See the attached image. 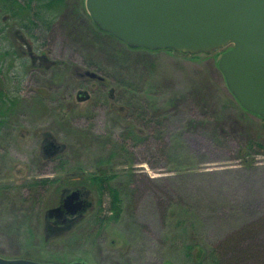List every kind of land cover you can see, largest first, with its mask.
I'll list each match as a JSON object with an SVG mask.
<instances>
[{"label": "rangeland", "instance_id": "1", "mask_svg": "<svg viewBox=\"0 0 264 264\" xmlns=\"http://www.w3.org/2000/svg\"><path fill=\"white\" fill-rule=\"evenodd\" d=\"M49 19L46 39L25 38L34 54L55 61L46 68L30 67L28 46L13 33L0 41L21 53L7 58L14 69L4 64L2 76L0 107H10L17 124L0 149V256L216 264L226 243L237 251L222 249V260L246 252L258 258L245 264H263L264 117L229 90L218 65L229 47L196 54L131 47L98 28L86 0H65ZM76 66L107 78L86 84L89 99L76 98L85 85ZM46 134L59 150L44 167ZM96 172L112 175L122 199L119 219L102 226L110 198L104 194L100 213L88 181ZM45 177L56 181L40 182ZM77 188L88 207L62 225L51 210Z\"/></svg>", "mask_w": 264, "mask_h": 264}, {"label": "water", "instance_id": "2", "mask_svg": "<svg viewBox=\"0 0 264 264\" xmlns=\"http://www.w3.org/2000/svg\"><path fill=\"white\" fill-rule=\"evenodd\" d=\"M86 6L101 30L131 47L191 54L229 47L218 62L227 86L246 110L264 117V0H86ZM80 194L72 191L51 213L76 214L86 206ZM0 264L57 263L0 256Z\"/></svg>", "mask_w": 264, "mask_h": 264}, {"label": "trees", "instance_id": "3", "mask_svg": "<svg viewBox=\"0 0 264 264\" xmlns=\"http://www.w3.org/2000/svg\"><path fill=\"white\" fill-rule=\"evenodd\" d=\"M64 3L65 0H0V41L4 39L3 37L6 36V32L13 33L14 37H19L21 41H23L21 42L22 46L27 45L28 48L31 44L30 41L26 40L25 38H34L38 41L41 37H45L46 39L49 32L53 30L51 25L52 22H50L49 19L51 11L55 10V8L64 6ZM12 21H14V23ZM12 24H15L16 27H14ZM46 29L48 30V32L46 31ZM19 48L20 47L18 44L9 45L6 47H3V45L0 44V101L2 102H5L4 96H7V92H5L6 90L3 86L4 82H2V76L5 73L4 69H6L4 68V64L7 63L8 57H13L11 59H13L14 61V57H18L21 54ZM42 53H45V51H43ZM13 61L7 63L9 64V70L12 68L14 69V66L12 65ZM11 102L12 104H15L16 100L12 99ZM0 117L5 116L3 114H0ZM110 178H112V175L106 176L103 172H96L93 173L88 179L91 188L96 190L99 197H101L99 200L100 213L103 204L102 197L105 193H107L110 198V202L107 201V207L105 206L104 208V210L110 212V215L98 218L100 226L106 224L108 221L118 220L122 211V199L120 197V192L117 188L112 187L108 183V180ZM53 181H56V178ZM27 242L31 243V240L28 239ZM227 248L231 252L233 251L232 253L237 251L236 248L232 246L226 247V243L224 245H220L219 251L216 250L218 255V262L216 264H245L247 260L253 257L258 258V256L256 255H250L246 252H240L239 258L233 257L232 259H230V261L227 262V260L225 259L222 260L224 257L222 256L223 252H221L222 249ZM232 248L234 249L231 250ZM261 256L262 255H259V259L257 260H260ZM244 257L246 258L243 261ZM23 258H31V256L25 255L23 256ZM54 263L64 264L60 261Z\"/></svg>", "mask_w": 264, "mask_h": 264}, {"label": "flooded vegetation", "instance_id": "4", "mask_svg": "<svg viewBox=\"0 0 264 264\" xmlns=\"http://www.w3.org/2000/svg\"><path fill=\"white\" fill-rule=\"evenodd\" d=\"M28 51H29V56L31 58L30 67H32L34 69H39L41 67L46 68V66H48L50 63L54 64V62H55L54 60H51L49 58L47 53L34 54L33 51H32L31 46L28 48ZM87 69H82V68L77 67V66L74 67L73 71L76 72V74L78 76V79L81 81V83L85 84L84 86H80L77 90L75 89L76 90V98H78V97L82 98L87 93L89 94L88 99L90 98L91 90H89L88 88H85L86 84H88L89 86L94 87L96 85L97 81L101 85H105L107 83L106 76L103 75L100 71H96V72L98 74H100L103 78H98V77L91 78V77L87 76L86 73H85ZM89 69L93 70L92 67L89 68ZM91 80H93L94 83L93 82L92 83H88V81H91ZM80 91H86L87 93L79 94ZM111 91H113V90H111ZM10 111H12L10 109V107H9V109H4V107H0V114L1 115L3 114L5 116V117H0V149H2V150H6L8 142L11 141V140L7 139V138H9L8 136H10L9 135V131L14 130V127L17 124L15 122V118H11V115H10L11 112ZM48 136H49V134H46L45 137H42V139L40 141V144H39V151H40L41 156H43V158H41V159L46 158L45 160H43L44 167H47L49 159L52 157L53 154H56V152L59 150L58 146L55 145L53 143V141H48L47 140ZM45 169L46 168H44V170H43V168H42V169H40V171H45ZM44 179H41L42 181H40V182H43V183H48L49 181L53 182V179H50V177H45ZM75 190H78V191L81 192L79 200H84L86 206L82 210L78 211L76 214H70V213L67 212L66 209H64V211H60V212H57V213H52V216L56 219V221L58 223L62 224V225H65L66 223H68L70 221V219L76 217L77 215L83 214V212L88 207V202H87L88 199L86 197H84L81 189L77 188ZM72 191H74V190H72ZM72 191L66 193V195L62 198V200H61V202L59 203L58 206H60L62 204L64 198L69 193H71ZM76 200H78V199H76Z\"/></svg>", "mask_w": 264, "mask_h": 264}]
</instances>
